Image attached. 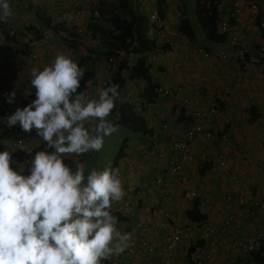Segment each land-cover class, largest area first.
<instances>
[{"label": "crops", "instance_id": "crops-1", "mask_svg": "<svg viewBox=\"0 0 264 264\" xmlns=\"http://www.w3.org/2000/svg\"><path fill=\"white\" fill-rule=\"evenodd\" d=\"M66 1L61 0L64 3ZM50 2L51 0H48L47 9L41 10L40 7L46 0H10L11 15L0 22L15 32L23 30L26 26L43 28L37 15L41 12L50 15ZM151 3L155 4L154 0L148 2V6ZM145 4L144 1L143 6ZM165 5L167 37L174 45L169 49L165 48V51L158 55L153 76L158 85L170 87L183 85L190 104L184 109L177 103L176 98L171 101L162 99L154 107L153 115L139 114L151 133L144 135L135 132L132 139H126L124 156L114 168L119 174L125 195L120 201L113 202L112 206L120 208L123 201L129 200L134 207L133 214L117 221L116 227L121 232L130 233L131 238L137 240L146 238L159 242H162L166 230L184 228L189 231L190 242L188 246L186 241L179 242L176 246L173 258L177 264H185V261H188L189 248L197 242L204 245L205 249L215 250L209 264H227L236 258V255L229 253L230 241L238 238L240 234L257 232L259 229L257 219L261 214L257 212L256 218L242 220L241 226L230 228L228 234L217 235L215 239L202 237L208 227L218 225L227 213L246 209L253 199H261L264 196V65L256 62L236 65L232 62L205 58L204 51H229L226 41L204 44L203 49L195 45V40L189 41L179 31L171 34L172 29L176 31L178 28L180 15H177L180 4L177 15L174 13L172 0ZM254 23L250 13L245 9L239 18L238 29L241 34L250 32L254 28ZM201 37L207 41L202 31ZM1 43L3 44L0 50L6 47L12 51L10 44L6 45L0 38ZM46 47L50 49L48 45ZM256 55L257 51L255 53L252 48L248 59L253 60ZM42 59L44 54L40 57V60ZM44 66V63L40 64V67ZM141 87V81L136 83L127 81L117 99L119 104L122 101H129ZM87 94L90 97L95 95V91H91L89 85ZM211 105H216L219 111L209 120H203V125L214 134L223 131L227 139L208 142L199 137L192 143L189 150L190 158L182 164L180 177L165 178L166 182L170 183L171 190L163 202L160 195L150 188L153 184V174L161 170L164 159L158 161L154 157L144 159L143 154L146 150L154 148L169 155V140L167 134L160 130L161 124L167 122L174 125L177 131L182 130L183 126L180 123L190 118L189 111L197 107L208 108ZM2 131L0 126V151L6 149L13 152L9 137L6 136L5 142ZM27 137L29 141L33 140L34 144L38 143L37 138L31 135ZM93 155V152L82 154L79 164L84 166L85 173L93 169H104L98 165L97 158ZM219 157H224L225 165L219 164ZM204 161H209L210 166L200 174L198 168L205 163ZM21 165H24L21 161L15 162L12 168L19 171ZM23 173L28 174L26 166ZM186 191H194L196 196L189 198L184 194ZM193 199L198 200V208L205 215L203 222L198 224L185 216V210L192 207ZM146 259L149 260L147 264L157 263L155 253L149 255L146 251L139 250L133 256V261L137 264Z\"/></svg>", "mask_w": 264, "mask_h": 264}, {"label": "clouds", "instance_id": "clouds-1", "mask_svg": "<svg viewBox=\"0 0 264 264\" xmlns=\"http://www.w3.org/2000/svg\"><path fill=\"white\" fill-rule=\"evenodd\" d=\"M147 5L138 9L144 17ZM10 15V0H0V21ZM165 48L171 47H160ZM83 75L76 60L57 54L31 70L25 95L35 89V99L6 117L8 127L35 129L45 149L31 156L27 175L25 161L13 170L10 152L0 151V264H102L129 247L130 233L116 227L111 212L125 195L116 170L85 173L82 164L74 169L66 164L68 155L100 151L116 131L119 110L109 115L118 85L109 81L90 97L78 91ZM15 97L13 90L5 99L12 104Z\"/></svg>", "mask_w": 264, "mask_h": 264}, {"label": "built area", "instance_id": "built-area-1", "mask_svg": "<svg viewBox=\"0 0 264 264\" xmlns=\"http://www.w3.org/2000/svg\"><path fill=\"white\" fill-rule=\"evenodd\" d=\"M146 3V0H144ZM143 0H132L134 8L143 9ZM153 0H150V2ZM165 4L169 0H163ZM54 1L51 4L50 16L54 22L61 23L63 28L68 30H74L82 41L90 39L92 34L88 29V24L91 19H97L99 17V0H67L65 3H57ZM155 2V0H154ZM196 6L202 9H210L215 6L218 12V20L216 30L219 34L225 36L229 51H204L203 56L205 58H214L216 60L230 61L236 65H245L248 62L258 63V59L254 57L253 60L248 59V55L245 56L251 42L258 44L261 49H264V6L258 2L250 0H195ZM247 9L251 15L252 20L255 22L252 31L242 33L238 29L239 18L243 14V11ZM147 22L150 25V31L148 32L149 38H153V42L157 47L153 52H150L148 60L151 64H154L158 59V55L161 53L160 47L166 45L172 47L173 41L167 37L165 18L160 15L157 8L151 9L146 13ZM39 39L28 48L24 61L11 70H6L3 66H0V126L10 138L11 147L18 151L19 154L25 156L27 161H31L32 153L35 147L45 145L39 137H37L36 130L31 132H23L19 126L8 127L6 124V117L11 115L17 107H24L28 104L30 93L25 95L26 91H29V80L25 75L28 69L35 68V60L37 59V45L43 46V42H46V36ZM43 41V42H42ZM136 55L129 53L128 58L132 60ZM111 60V59H110ZM112 61V60H111ZM4 63V60L3 62ZM1 64V63H0ZM5 64V63H4ZM109 63L104 59L100 60L96 64L95 76L90 81L89 86L91 91L96 92L97 89L105 87L108 80L105 78L103 70ZM101 70V72H100ZM103 70V71H102ZM16 83H19L17 86ZM15 90L16 97L12 104H9L5 97L7 94ZM138 91V90H137ZM87 93V91H86ZM89 93V92H88ZM135 92L132 98L129 100L134 107V110L139 114H154L153 102H148L144 98L139 97ZM153 93L156 99H177V103L181 108H187L190 104V99L187 97L186 88L183 85H177L174 87L158 85L154 88ZM176 96V97H175ZM216 105H211L208 108L197 107L192 111H189V117L187 121H183L182 130L177 131L174 125L167 122L161 124L160 130L167 134L169 143V155H165L160 151H156L154 148L146 150L143 154V158L154 157L155 160H163V165L160 167V171H156L153 174V184L151 191L157 192L163 199L166 200L170 193L169 182H166L165 178H179L182 173V164L190 158V146L199 137L204 138L210 142L213 140H224L227 136L223 131L219 134H214L211 130L206 129L203 125V120H209L218 112ZM27 135H31L38 139V143L34 144L31 140H28ZM227 139V138H226ZM81 156L69 155V160L66 164L75 168L79 163ZM219 164L225 165L224 157H219ZM130 166V164H128ZM119 175V174H117ZM264 183V182H263ZM185 196L194 198L196 196L194 191H186ZM134 211L133 203L129 200L122 202L120 208L112 207L111 212L113 215L126 216L132 215ZM259 216L257 232L239 235L238 238L230 241L229 253L236 255V258L227 264H232L234 261L239 263L245 262L247 257L251 255L257 249L260 240L264 239V196L261 199H253L251 204L243 210H238L236 213H227L221 220V222L215 227H208L204 233V239L218 237L217 235L228 234L230 228H238L241 226V221L246 218H256ZM198 224V223H196ZM186 241V245H189L190 234L187 229L184 228H170L164 232L162 242L157 240H148L146 238L134 239L131 238L129 247L121 254L112 256L108 259V264H137L133 261V256L140 250L146 251L149 255L155 253L157 256L156 264H177L173 258V254L176 246L179 242ZM195 245V243L193 244ZM214 249H205L203 246H197L193 252L188 254V261L185 264H209L212 256L214 255ZM239 256V257H238ZM243 260V261H242ZM236 261V262H237ZM149 260H144L139 264H147Z\"/></svg>", "mask_w": 264, "mask_h": 264}, {"label": "trees", "instance_id": "trees-1", "mask_svg": "<svg viewBox=\"0 0 264 264\" xmlns=\"http://www.w3.org/2000/svg\"><path fill=\"white\" fill-rule=\"evenodd\" d=\"M99 1V17L97 19L92 18L88 27L92 32V38L94 37L98 39L100 47L94 49L83 46L81 51L84 52V54L76 59L78 66L84 72L78 91H87L90 81L95 76L96 64L104 59L110 64V66L108 64V69H106L105 78L108 82L111 81L118 85L119 93L127 81L135 83L141 81L142 87L136 94L148 102H153V105L157 106L160 99H156L153 90L158 84L153 76L154 68L148 60L150 52H153L154 49H156V46L152 40L153 38L151 39L148 36V28L150 25L148 24L146 17H144L142 12L133 7L132 0H113V2H107L106 0ZM155 4L160 15L165 13L166 5L163 0H155ZM195 13L198 25L207 41L212 43H223L226 41L225 36L219 34L216 30L218 12L215 6L210 9H202L196 6ZM179 15L180 19L177 28L179 33L184 35L189 41L193 42L195 40V34L188 18L186 17L183 4H180ZM37 19L41 21L43 28L55 32V36L61 44H64L71 49H76L82 45L80 42L81 38L74 30L67 31L63 28V25L60 22H54L51 16L45 12H41L40 15H37ZM43 28L36 26L25 27V30L28 31L30 35L27 39L28 46L39 39L44 38ZM0 33L5 41L10 44L9 47L11 48L13 47L12 45L19 44L18 41L25 36V32L20 31L19 34H16L15 30L4 27L2 22H0ZM43 44L46 43L44 42ZM251 47L255 53L257 51L256 58L258 59V64L260 63L264 65V49H261L258 44L254 42L250 43L247 51L244 53L245 56L250 53V50L252 49ZM12 50L17 52L15 48H12ZM120 52H122V54H120ZM129 53H134L136 56L132 60H129ZM114 56L116 57V60L113 63L111 60ZM135 86L138 87L137 84ZM33 99H35L34 91L30 93L28 103ZM116 110H119V113L114 123L129 127L134 132L150 135V129L147 128L145 121L140 117L141 115L134 110L130 101H122L118 105L115 103V107L109 116L114 114ZM125 142L126 139H123L107 168L114 169L117 166L118 161L124 156ZM43 149H45V145L36 147L32 155H34L36 151ZM16 154H19V152H16ZM16 154L14 151L11 163L12 161H14L13 163L20 161L25 163L24 161L27 160L26 157L16 156ZM207 160L209 159L207 158ZM204 162L205 163L201 164L198 168L200 174L210 166L209 161ZM29 165L30 161H27L25 166L28 168ZM198 207V200L193 199L192 207L185 210V216L195 223H201L205 219L204 213L201 212ZM114 216L116 217V221L124 219L123 216ZM197 246H202V244L197 242L195 245L191 246L189 248V254H191ZM236 261L232 264H264V239L259 241L257 249L252 252L246 260H244L245 262L239 263ZM102 264H108V260L102 261Z\"/></svg>", "mask_w": 264, "mask_h": 264}, {"label": "rangeland", "instance_id": "rangeland-1", "mask_svg": "<svg viewBox=\"0 0 264 264\" xmlns=\"http://www.w3.org/2000/svg\"><path fill=\"white\" fill-rule=\"evenodd\" d=\"M54 1H58L57 3H59V4L62 3L61 0H51L50 5H49V12L51 10L50 9L51 4L54 3ZM106 1L107 2H113V0H106ZM172 1L174 2V5H173L174 8L173 9H174L175 14L178 11L177 10L178 5L179 4L184 5L186 17L188 18L189 23H190L191 27L194 29L195 34H196L195 35L196 38L194 41L195 45L198 48H203V49H204V44L210 45L211 42L205 41L201 37V30H199V25H198V22L196 19L194 0H178L179 2H177L176 0H172ZM250 1L258 2L264 6V0H250ZM147 2H150V0H146V3ZM152 3L149 6L148 5L145 6V11H144L145 14L147 12H149L151 9L155 8V4H152ZM43 8L44 9L48 8V0H46V3L42 7H40L41 10H43ZM170 11H172V10H170ZM177 16H179V14ZM166 24H167V22H166ZM20 31L25 32V36L18 41L19 44L12 45L13 46L12 48H15L17 50L16 53L13 52L14 50L11 51L10 49H8L6 47H3L4 50H0V63H1L0 66L1 67L4 66L6 68V70H11L12 68L21 64L25 59L24 56L26 55L28 48L32 45L31 44L30 46H28L29 44H28L27 39L30 36L28 31H26L25 28L23 30L21 29ZM20 31H17L16 34H19ZM89 31L92 34L90 29H89ZM148 31H150V28H148ZM170 32H171V34H176V32L178 33V29L176 31L172 29V31H170ZM43 34L46 36V39H45L46 42L44 41L46 44H44L43 46L37 45V48H36L37 49V59L35 60V64H34L35 68H37V69L43 68V67H40V64H43V63L45 65L50 64L51 61L54 59V57L57 54L63 53V54L70 56L73 60H76L80 55L84 54V52L81 51L83 49V46H85L86 48L90 47V48H94V49H97L100 47L98 39L94 38V37L93 38L91 37L90 39H85L80 47H78L76 49H71V48H68L67 46H65L64 44H61L58 41V38L55 36V32L49 31L47 28H43ZM2 37L3 36L0 34L1 40H4V43L7 45L8 43L5 41L4 38L2 39ZM2 44L3 43H1L0 46ZM47 45L49 46L50 49H47V47H46ZM26 47H27V49H26ZM25 49H26V51H25ZM42 54H44V59L40 60V57ZM120 54H122V52H120ZM3 60H4L5 64L2 63ZM115 60H116V57L114 56L112 58V62L114 63ZM218 61L230 63V61H222V60H218ZM16 62H17V64H16ZM153 65H154V67L156 66L155 63ZM109 66H110V64H109ZM106 68L108 69V65L103 70H105ZM31 70L32 69L30 68V69H28V71L25 72V75L28 78H30ZM100 72H101V70H100ZM104 75H106V74L104 73ZM16 85L18 86L19 83H16ZM32 91L35 92V89H31L29 93H31ZM116 102L118 105L119 102L118 101H116ZM0 106H1V104H0ZM113 124L116 127V131L114 133H112L110 136L105 137L103 147L100 151L93 152V154H94L93 156H95V158H97L98 165L102 168H106L110 164L111 160L113 159L114 155L116 154V152H117V150H118L123 139H127V140L129 139L130 140L135 136V132L132 131L129 127H126V126H123L120 124H116V123H113ZM3 136H5L3 138V140L6 142V136H8V135L3 132ZM7 151L10 152L11 158H12L14 151L13 152L10 150H7ZM15 154H16V152H15ZM16 156L21 157L22 154L21 155L16 154ZM10 167L11 168L13 167L11 160H10Z\"/></svg>", "mask_w": 264, "mask_h": 264}]
</instances>
